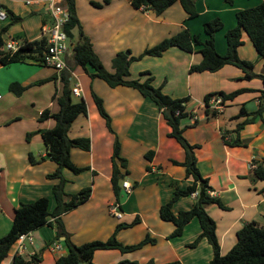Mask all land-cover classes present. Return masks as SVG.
Returning a JSON list of instances; mask_svg holds the SVG:
<instances>
[{"label":"crops","instance_id":"0c3cea01","mask_svg":"<svg viewBox=\"0 0 264 264\" xmlns=\"http://www.w3.org/2000/svg\"><path fill=\"white\" fill-rule=\"evenodd\" d=\"M264 0H194L197 15L188 17L179 2H175L160 14L152 10H143L132 6L130 0H76L75 7L82 30L89 38L94 52L104 67L113 71L112 58L122 50L139 55L146 47L157 44L182 29L204 40L203 23L218 17L223 27L215 33V45L219 53L226 51L225 32L236 23V12L252 7ZM92 2L100 4L94 5ZM5 10L23 16L10 25L6 38L11 42L21 39L33 40L43 35L44 25L49 23V0H0ZM10 18L0 20V30ZM73 44L70 42V45ZM195 46L192 52L171 46L161 56L145 55L133 60L129 66L130 79H144L143 71H149L154 85H162L165 93L173 97L190 96L186 117L181 120L185 127L184 135L195 148L197 165L203 176L209 179L212 195L218 196L227 206L221 208L214 203L206 204L205 209L216 224V235L220 253L225 255L236 243V233L246 223L255 222L264 226V180L255 179L253 161L264 166V123L257 117L247 124L240 136L246 145L229 146L224 143L222 130L233 129L236 122L232 119L240 106L254 111L260 104V90L263 83L260 78H242L244 72L235 65L227 64L214 72H189L192 63L201 59ZM238 55L251 60L254 71L264 74V60L256 53L249 38L243 35V44L238 47ZM71 55L67 54V59ZM70 85L80 84L81 95L87 105V114L79 115L71 124L68 135L71 138L88 136L89 151L71 149L72 160L80 166L89 168L80 173L70 169L62 170L65 177V191L76 193L90 186V196L60 219L69 241L82 245L92 241H104L111 237L120 225L116 239L124 245H133L146 236L155 239V245L122 254L118 250H97L93 255V264H116L122 260L144 264L153 261L165 264L178 261L181 264H208L213 251L206 239H201L196 247L187 245L201 233L199 221L191 219L181 236L167 238L174 226L162 221L159 215L161 204L167 202L177 188H185L192 182L186 177L185 168L175 165L172 159L183 161V148L167 134L170 127L163 118L157 105L143 97L138 90L128 86L111 87L100 78H91L81 66H72ZM62 73V72H61ZM61 73L52 67L37 62L0 63V237L9 231L14 218V210L20 203L32 202L40 197L49 199V212L55 200L52 185L55 180L47 179L46 174L56 168L48 159L38 164H30L28 153L36 157L44 156L46 147L40 132L33 133L26 140V134L35 130L51 128L55 121L49 118L38 122L39 113L48 108L55 112L58 105L54 96L61 90ZM43 80L42 83H34ZM207 80L201 90L195 86ZM30 84L20 95L8 89L11 82ZM239 88H249L228 100L226 108L218 116L205 115L203 97L211 91L231 92ZM175 90V93L172 92ZM94 91L102 100L103 106L111 117L112 133L99 114L93 100ZM79 96V97H80ZM115 134L121 141V155L127 159L128 174L121 179L128 180L131 191L122 188L119 195L121 219L112 217L108 205L115 200L110 182L112 172V151ZM153 150L150 161L145 159L147 150ZM150 169L146 170L145 167ZM136 181V182H135ZM135 182V183H134ZM194 195L177 198L172 211L178 213L192 207ZM55 218L32 231L33 243L28 247L22 259L29 264H55L58 256L67 254L65 237H57ZM58 244L59 249H52ZM16 246L1 264H14Z\"/></svg>","mask_w":264,"mask_h":264},{"label":"trees","instance_id":"16d2710c","mask_svg":"<svg viewBox=\"0 0 264 264\" xmlns=\"http://www.w3.org/2000/svg\"><path fill=\"white\" fill-rule=\"evenodd\" d=\"M233 0H226L231 3ZM76 0H60V4L66 8L68 19L64 24V30L67 33L69 41L72 44L71 55L67 59L70 69L72 66H81L91 78H100L109 86H128L135 88L139 93L153 101L160 110L163 118L170 127L168 136L173 138L184 150L185 157L183 161L172 159L175 165H181L185 168L186 177H191L192 182L185 188H177L174 190L171 198L161 204L159 215L162 221L169 222L174 226L173 231L167 238L181 236L185 225L196 218L199 221L201 233L193 242L187 245L188 248L197 246L201 239H206L213 251L212 259L208 264H264V226H259L255 222L246 223L236 233V243L225 255L220 253V245L216 235V224L205 209L206 204L214 203L221 208L227 206L216 195H211L212 187L209 185V179L201 173L197 165V157L195 148L199 144L190 143L184 135L185 127L181 126V120L188 115L187 103L190 96L173 97L165 93L162 85L153 84V76L149 71L141 72L146 75L144 79H130L129 66L133 60H139L145 55L161 56L163 52L171 46H176L183 51L192 52L195 46H199L198 52L201 59L197 63H192L189 72H214L227 64H232L240 68L244 75L242 78L252 79L258 77L263 83L259 99V107L254 111H248L244 106H240L238 112L232 116V119L238 120L233 129L222 130L221 137L225 144L229 146H243L246 142L241 139L240 131L247 125L260 117L264 123V74L254 71V64L251 60L243 59L238 55V47L243 44V35L245 34L256 53L264 60V1L255 6L240 9L236 12V23L233 27L225 32L226 51L219 53L215 45V33L223 27L220 18H212L203 23L204 40H200L197 35H191L187 29H182L178 33L164 38L157 44L146 47L139 55L133 56L128 51H119L115 54L111 61L113 71H108L97 54L94 52L89 38L82 30L81 23L77 16ZM135 8L143 10H152L156 14L162 13L175 2H179L181 7L187 13L188 17H195L197 10L194 0H130ZM94 5L100 4L92 2ZM3 7L2 5H0ZM4 8V7H3ZM10 21L0 30V63L3 65L15 62H37L42 64V57L47 46V37H41L33 40L26 38L19 40L20 46L16 50L6 49V42L9 38L4 39L10 25L18 23L23 16L14 14L11 10H6ZM70 52V50H69ZM43 65V64H42ZM70 74L63 71L60 75L62 83L60 93L54 96L58 105V110L53 112L48 108L43 109L38 117V122H43L49 118L54 119L55 123L51 128L38 129L28 132L26 140L29 141L33 133L40 132L42 142L46 147L44 156L36 157L32 152L28 153V161L30 164H38L46 159L54 162L56 168L54 171L46 174L47 179L55 180L52 185V194L55 205L49 212V199L45 196L35 199L32 202L20 203L14 210V218L12 225L6 235L0 237V264L8 258L19 236L28 232L35 231L45 225H52L48 220L55 218L54 224L57 230V237L64 236L67 246V254L58 256L55 264H93V255L97 250H118L122 254H128L139 251L147 245H155V239L146 236L140 242L133 245H124L116 239V233L122 226L118 225L111 237L104 241H92L79 246L69 241L68 235L61 222V215L74 208L78 204L85 201L91 193V187H83L76 193H68L65 191V177L62 170L70 169L73 173H80L88 169V165H77L71 158V149L78 148L83 151H89L90 139L88 136H79L71 138L68 135L69 129L73 121L79 115L87 114V105L83 98L78 101L72 100L71 87L69 85ZM43 80L36 81L42 83ZM30 84H21L14 81L8 85L9 91L15 95H20ZM245 91H252L249 88H239L231 92L222 90L211 91L203 97V111L205 115L218 116L221 112L209 107V100L212 96H221L225 101V108L228 100H232L235 96ZM92 96L99 114L105 119L108 129L112 132L111 117L103 106V100L92 91ZM121 141L119 136L115 134L112 151V172L110 182L116 200H119L121 190V176L128 174L127 159L121 155ZM154 151L149 149L145 153V159L150 161ZM255 167L253 174L255 179L264 180V166L258 161H253ZM146 170L150 167L147 165ZM136 182V181H135ZM134 182V183H135ZM196 192L192 207L186 210H180L178 213L172 211L174 201L181 197ZM264 192V187L261 189ZM14 264H29L22 257L14 256ZM116 264H139L136 261L122 260ZM144 264H156L149 261ZM165 264H181L178 261Z\"/></svg>","mask_w":264,"mask_h":264},{"label":"built area","instance_id":"2783aa9c","mask_svg":"<svg viewBox=\"0 0 264 264\" xmlns=\"http://www.w3.org/2000/svg\"><path fill=\"white\" fill-rule=\"evenodd\" d=\"M60 0H49V12L51 15V20L49 23L44 25L43 35L47 37V46L42 57V64L52 67L55 71L61 73L63 71H68L71 74V69L67 61V54L70 50V41L64 30V24L68 19V12L60 3ZM8 18L6 10L0 6V20H6ZM20 42H6V49L16 50L20 46ZM70 79V78H69ZM71 94L79 97L81 95L80 84L76 83L71 88ZM209 107L215 109L218 112H223L225 109V101L222 100L221 96H212L209 100ZM251 167H255L252 163ZM122 188L125 192L131 191V184L128 180L122 181ZM196 192L192 195L195 196ZM212 195V193L210 192ZM108 212L112 217L116 219H121V204L119 200H114L108 205ZM33 243L32 232H28L19 236L15 246V256L22 257L27 251L28 247ZM60 247L58 244H53L52 249L58 250Z\"/></svg>","mask_w":264,"mask_h":264},{"label":"rangeland","instance_id":"374dc122","mask_svg":"<svg viewBox=\"0 0 264 264\" xmlns=\"http://www.w3.org/2000/svg\"><path fill=\"white\" fill-rule=\"evenodd\" d=\"M8 19V18H7ZM6 21V20H5ZM122 51H124L125 53H127V51L128 50H122ZM208 81L207 80H203V81H201L200 82V84L199 85H197V86H195V87H197V88H200L201 90H203L205 87H206V83H207ZM74 83V80H72L71 82H70V85H72ZM172 92L173 93H175V90H172ZM82 98V96H80V97H77V96H74V95H72V100L73 101H78V100H80Z\"/></svg>","mask_w":264,"mask_h":264},{"label":"water","instance_id":"95a60500","mask_svg":"<svg viewBox=\"0 0 264 264\" xmlns=\"http://www.w3.org/2000/svg\"><path fill=\"white\" fill-rule=\"evenodd\" d=\"M3 38L6 39V34L3 35ZM70 47H72V44L70 45Z\"/></svg>","mask_w":264,"mask_h":264}]
</instances>
